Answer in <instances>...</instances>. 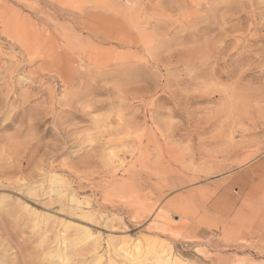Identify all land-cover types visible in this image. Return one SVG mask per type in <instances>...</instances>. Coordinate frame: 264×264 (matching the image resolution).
Here are the masks:
<instances>
[{
  "label": "rangeland",
  "instance_id": "1",
  "mask_svg": "<svg viewBox=\"0 0 264 264\" xmlns=\"http://www.w3.org/2000/svg\"><path fill=\"white\" fill-rule=\"evenodd\" d=\"M149 241L264 264V0H0V264Z\"/></svg>",
  "mask_w": 264,
  "mask_h": 264
},
{
  "label": "bare ground",
  "instance_id": "2",
  "mask_svg": "<svg viewBox=\"0 0 264 264\" xmlns=\"http://www.w3.org/2000/svg\"><path fill=\"white\" fill-rule=\"evenodd\" d=\"M32 41L33 40H31V42ZM70 201L72 203L75 202L74 198H71ZM81 235H83V234H81ZM79 238L82 239L83 237L81 236ZM82 240H84V239H82ZM86 240L88 241V238ZM78 241H79V239H78ZM80 242H81V240H80ZM84 242H86V241L84 240ZM170 252H171V250H168L167 248H164V247H161L157 244H154L151 241H149L145 245L144 244L141 245V243L138 244L136 242L133 244L130 252L128 254H126L127 256H125V257H127V258L122 259L123 262L121 264H179L176 260H174V257L172 258V256H171L172 252L171 253ZM53 257L57 258V259H62L63 262H65L64 260L66 259L65 254L61 250H57L55 252V256H53ZM129 257L132 259H129Z\"/></svg>",
  "mask_w": 264,
  "mask_h": 264
}]
</instances>
